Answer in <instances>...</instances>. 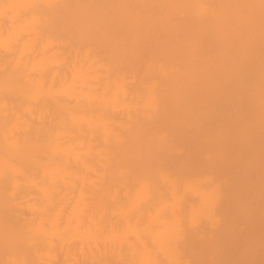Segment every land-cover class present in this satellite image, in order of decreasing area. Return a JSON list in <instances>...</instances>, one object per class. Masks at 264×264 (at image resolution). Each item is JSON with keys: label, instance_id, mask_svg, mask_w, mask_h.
Segmentation results:
<instances>
[{"label": "bare ground", "instance_id": "1", "mask_svg": "<svg viewBox=\"0 0 264 264\" xmlns=\"http://www.w3.org/2000/svg\"><path fill=\"white\" fill-rule=\"evenodd\" d=\"M0 264H264V0H0Z\"/></svg>", "mask_w": 264, "mask_h": 264}]
</instances>
